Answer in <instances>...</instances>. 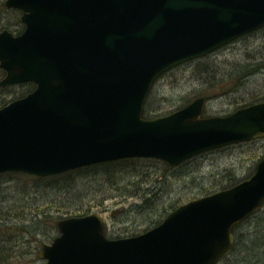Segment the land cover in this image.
<instances>
[{
  "label": "water",
  "instance_id": "obj_1",
  "mask_svg": "<svg viewBox=\"0 0 264 264\" xmlns=\"http://www.w3.org/2000/svg\"><path fill=\"white\" fill-rule=\"evenodd\" d=\"M22 34L0 32V85L36 88L0 107V173L49 176L131 157L178 165L264 137V101L201 117L205 97L143 116L155 80L264 26V0H6ZM264 204V157L248 178L191 199L147 231L106 235L98 213L60 218L44 264H216Z\"/></svg>",
  "mask_w": 264,
  "mask_h": 264
},
{
  "label": "rangeland",
  "instance_id": "obj_2",
  "mask_svg": "<svg viewBox=\"0 0 264 264\" xmlns=\"http://www.w3.org/2000/svg\"><path fill=\"white\" fill-rule=\"evenodd\" d=\"M20 15L19 11L8 8L5 0H0V30L5 26L21 29ZM1 72L0 80L5 76ZM19 85L0 86V100L11 101L23 90ZM200 96L205 97L201 117L225 115L251 101L264 100V26L204 57L166 71L154 82L143 115L146 118L166 115ZM263 156L264 137H260L203 152L169 172L165 171L162 160L143 158L118 173L112 164L98 163L77 174L75 183L62 179L36 180L23 172L4 174L0 175V214H13L9 215V221L19 222L24 212L30 211L33 215L36 206L49 208L57 218L54 225L39 222V236L45 243L60 234L58 219L82 213L100 214L109 238L127 237L147 228L148 215L133 211L130 205L140 202V198L129 195L137 188L139 179L144 180L141 194L145 195L144 189L150 191L149 195L156 193L150 202L154 208L166 210L248 178ZM155 214L156 210L152 209L150 215ZM6 230L1 227V239L11 240L12 244L20 242V234L10 236ZM237 237L241 242V246L237 243L239 249L229 252L217 264H264V205L240 224ZM43 244L37 245L35 253H26L20 258L21 253L14 248L9 253L14 255L10 260L13 264H44L45 259L39 257Z\"/></svg>",
  "mask_w": 264,
  "mask_h": 264
},
{
  "label": "trees",
  "instance_id": "obj_3",
  "mask_svg": "<svg viewBox=\"0 0 264 264\" xmlns=\"http://www.w3.org/2000/svg\"><path fill=\"white\" fill-rule=\"evenodd\" d=\"M1 71L2 70L0 69V72ZM19 86H22L24 88L22 91H20L18 94H16L15 97H13V99H15L16 97L17 98L22 97L35 88V84L33 82L20 83ZM9 101L10 100L6 101V99H1L0 100V107L4 106ZM256 101L257 100H254V101H251V102L246 103V104L241 105V106H246V105L255 103ZM258 102H259V100H258ZM138 159H143V158H125V159H120V160L106 162V163L112 164V167L116 168L114 170V172L118 173L120 171V169L130 167L129 164L134 162L135 160H138ZM159 161H161V160L159 159ZM162 162L165 163V165H164L165 171L169 172L172 170V168H174V167H171L166 161L162 160ZM97 165H99V164L77 168L74 170H70V171H67V172H64L61 174L52 175V176H35V175H30V176H33V178H35L36 180H44V179H51V180L60 179L61 180L62 179V180H68L69 182L75 183V177L77 176V174H79L85 170H89L90 168H94ZM118 167H120V168H118ZM12 173H22V172H7V173H2L0 175L12 174ZM143 181L144 180L142 178L139 179L138 181H136L137 188L132 189L130 194H129L131 197L140 198V202H134V203H131L130 205H131V209L133 211H138L140 213H143L145 216L148 215V218H146V220H145L146 224H147L146 225L147 228H145V230H148L149 228L156 226L160 222H162V220L166 217V215L178 205H175V206L172 205L171 208L167 207L166 210L154 208L153 207L154 203L150 202V201H151V199H153L152 196L155 195L156 193L153 195H149L150 191H148V189L143 188L145 195H142L140 190L143 187V184H144V183H142ZM236 183H237V181L234 183H231L229 185H226L225 187L232 186ZM36 207H37L36 210L33 211V215L30 211L24 212V213H26V215L23 213L19 222H14L15 220L9 221V215L13 216V214H9V215L8 214H6V215L0 214V233H1V227H5V228H7L6 231L10 232V236H13L14 234H16V235L20 234L22 236L20 242L16 243V244H12L11 240L1 239V236H0V264H13L12 261L10 260V256L13 255V253H11L10 255H9V253L14 248H18L17 251H19L21 253L18 255V257L20 258V255L22 256L23 254H26V253H28V254H31L33 252L35 253L36 249H38L37 245H39V243H45L46 242L45 240H43L39 236L40 235V232H39L40 223L39 222L40 221H46V222H49L52 225H54L56 223L57 216L55 214H53V212L49 208H43V206H36ZM152 209L156 210V214L153 216L150 215V212L152 211ZM8 212H12V211H8ZM82 214H86V213H82ZM82 214H79V215H82ZM239 226H237L234 229V243H233L232 248L229 250V252H235V251H237V249H239L238 247L241 246L240 239H238V237H237V230H238ZM133 235H135V234H133ZM26 236L28 237L27 239H25ZM34 242L36 243V245L33 246L32 243H34ZM237 243L239 244V246ZM15 245H16V247H14ZM229 252L227 254H225L220 260L222 261L225 258V256H227L229 254ZM3 254H6V256L7 255H9V256H7V257L2 256ZM12 257H14V255ZM4 258H6V259H4Z\"/></svg>",
  "mask_w": 264,
  "mask_h": 264
},
{
  "label": "flooded vegetation",
  "instance_id": "obj_4",
  "mask_svg": "<svg viewBox=\"0 0 264 264\" xmlns=\"http://www.w3.org/2000/svg\"><path fill=\"white\" fill-rule=\"evenodd\" d=\"M12 9H15V10L19 11L21 13V15H22V10L21 9H17V8H12ZM21 15L19 17L20 24L22 25V28L21 29L15 30V29H11V28H9L7 26H5L3 29H10L14 34H19L21 31H23V29L25 27V24L23 22H21ZM2 30H0V31H2Z\"/></svg>",
  "mask_w": 264,
  "mask_h": 264
},
{
  "label": "bare ground",
  "instance_id": "obj_5",
  "mask_svg": "<svg viewBox=\"0 0 264 264\" xmlns=\"http://www.w3.org/2000/svg\"><path fill=\"white\" fill-rule=\"evenodd\" d=\"M10 30V29H9ZM11 31V30H10ZM16 35H19V34H16Z\"/></svg>",
  "mask_w": 264,
  "mask_h": 264
}]
</instances>
